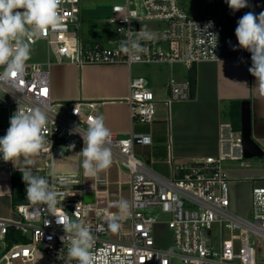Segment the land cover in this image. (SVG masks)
Listing matches in <instances>:
<instances>
[{
  "label": "built area",
  "instance_id": "1",
  "mask_svg": "<svg viewBox=\"0 0 264 264\" xmlns=\"http://www.w3.org/2000/svg\"><path fill=\"white\" fill-rule=\"evenodd\" d=\"M81 1L63 0L61 26L31 44L45 40L57 62H63L65 57L81 65L181 62L192 66L202 60L220 58L218 18L191 16L180 6V0H117L109 22L115 24L121 38L111 45L101 40L83 41L72 28L73 25L80 27ZM209 22L212 27L205 30ZM142 23L160 26L148 29L155 32L157 38L141 41L149 51L136 58L121 50V42L126 38L134 39ZM50 71L49 58L45 62L27 61L25 73L16 86L0 81V108L8 112V122L0 123V137L6 134L10 117L18 107L25 111L35 106L47 107L49 142L45 145L47 151H42L48 156L44 176L63 193L54 213L44 205L30 202L14 206L20 219L0 217V264H76L67 256L68 242L60 239L65 235L63 226L58 225L53 216L64 212L92 230L93 251L101 258L100 264L105 254L109 264H172L175 259L181 264H261L258 247L264 245V185L252 188V219L231 209L229 173L225 164L245 158L240 130L231 122H221L219 155L187 163H177L171 158V177L158 174L134 150L137 144L153 143L158 100L147 78L132 77L127 99L131 122L146 126V131L131 130L127 136L111 132L110 148L115 153L114 158L132 176L129 214L119 221L120 228L113 233L107 230V217L117 214L118 210L85 201V186L75 189L49 177L53 160L65 155L71 139L82 138L78 133L70 135V131L78 125L83 130L88 121L100 116L95 101L77 100L65 104L55 101ZM191 91L189 80L172 78L168 98L163 102L169 106L173 101L189 100ZM12 166L11 161L0 158V169L10 170ZM67 177L72 182L78 174ZM153 209L170 215L166 222L173 232L175 249L156 245L154 227L159 221L156 215L149 213ZM75 212L77 215L73 216ZM215 228L217 237L212 234ZM262 259L264 264V256Z\"/></svg>",
  "mask_w": 264,
  "mask_h": 264
},
{
  "label": "crops",
  "instance_id": "2",
  "mask_svg": "<svg viewBox=\"0 0 264 264\" xmlns=\"http://www.w3.org/2000/svg\"><path fill=\"white\" fill-rule=\"evenodd\" d=\"M211 15L219 20L220 58L202 60L192 66L181 62L126 64H77L69 60L51 61L50 82L52 97L65 104L71 101H95L97 113L104 117L111 132L127 136L131 130L146 131V126L132 124L127 99L132 77L148 79L150 88L158 100L156 120L153 125V143L135 145L134 150L153 171L171 177V164L190 162L192 159L217 156L220 152V123L228 121L241 131L243 103H250L252 137L263 154L241 161L227 162L231 206L241 198L248 197L252 204V188L264 183V95L255 89L256 78L248 69L251 53L238 46L235 29L238 20L247 12L257 16L264 12V0H248L249 7L233 12L225 0H211ZM117 33V34H116ZM107 36L106 41L117 44L120 34ZM106 38V37H105ZM86 41H91L85 39ZM84 41V40H83ZM235 47V50L233 48ZM45 62V61H40ZM189 80L191 98L173 101L166 105L171 79ZM242 132V131H241ZM75 148L63 157L53 160L57 176H74L68 186L75 189L87 188L95 195V203L113 210L120 200L131 202V173L119 164L112 152V165L98 177L83 174V157L78 153L84 147L83 139H71ZM47 155L40 152L30 157L32 165L14 162L12 169H0V199L13 195V176L31 167L33 172L44 176ZM18 163V164H15ZM86 193V194H87ZM0 208V217H4Z\"/></svg>",
  "mask_w": 264,
  "mask_h": 264
},
{
  "label": "clouds",
  "instance_id": "3",
  "mask_svg": "<svg viewBox=\"0 0 264 264\" xmlns=\"http://www.w3.org/2000/svg\"><path fill=\"white\" fill-rule=\"evenodd\" d=\"M225 2L233 12L249 7L248 0ZM62 3L63 0H0V68L3 69L0 72V81L11 82L13 86L20 82L31 57V43L61 26ZM209 27H212V22L205 26V30ZM235 36L238 46L251 53L252 64L248 71L256 78L255 89L264 95V12L258 16L253 12L245 13L237 22ZM156 38L155 32L141 27L134 39L122 40L121 50L139 58L149 51L141 41H152ZM75 113L78 114L76 110ZM48 121L46 106H35L26 111L18 107L10 117L6 134L0 137V158L13 164L23 158L26 165H32L33 161L29 157L47 151L45 145L49 142L46 137ZM77 133L84 144L78 153L83 157V174L96 178L112 165L111 131L106 126L104 117L100 115L88 121L85 129L82 130L78 125L69 134ZM69 148H75V144H71ZM21 173L26 184L27 200L33 204L44 205L54 213L58 198L63 193L52 186L49 178L34 173L31 167H25ZM49 177L61 185L70 182L67 176L57 177L54 167L50 170ZM113 206L118 209V213L107 217V230L115 233L120 228L119 221L129 214L130 205L128 201L120 200ZM76 215V212L73 213V216ZM53 216L56 223L63 226L65 235L60 239L63 243L68 242V258L76 261V264H100L101 258L93 251L95 237L92 230L78 219L69 217L66 212ZM102 264H109L107 254L102 258Z\"/></svg>",
  "mask_w": 264,
  "mask_h": 264
},
{
  "label": "rangeland",
  "instance_id": "4",
  "mask_svg": "<svg viewBox=\"0 0 264 264\" xmlns=\"http://www.w3.org/2000/svg\"><path fill=\"white\" fill-rule=\"evenodd\" d=\"M117 0H82L80 3V13L78 22L80 27L73 25L72 28L78 32L81 39L86 41L89 40H101L105 45H111L106 41L107 36H113L116 33V26L109 22L112 17V7ZM180 6L185 9L191 16L194 17H204L211 15L212 4L211 0H180ZM160 26L158 23H142L141 27H146L147 29L156 28ZM117 34V33H116ZM106 37V38H105ZM88 41V40H87ZM55 61L54 54L50 52L48 44L45 40H39L34 44H31V57L28 61ZM67 58L64 57V61ZM8 112L4 108H0V123L8 122ZM67 154V151L66 153ZM30 159V157L28 158ZM24 164L23 158L16 160ZM18 164V163H15ZM18 176L13 182V195L7 200L0 199V208L4 210V217L20 219V216L14 211V206L16 203H30L26 196V184L22 179V173H15ZM264 185V183L255 184ZM231 209L238 213V215L244 216L248 219H252V204L250 206V199L248 197L241 198L239 203L236 205L237 211H235L232 206ZM149 213L157 216L158 223L154 227L155 241L156 245L165 249H175V241L172 230L169 228V224L166 222L170 215L163 213L160 209L150 210ZM214 237L218 235V229L215 228L212 232ZM2 244L0 243V255H1ZM263 253L264 245L258 247V255L260 263H263ZM172 264H181L178 259H175Z\"/></svg>",
  "mask_w": 264,
  "mask_h": 264
},
{
  "label": "water",
  "instance_id": "5",
  "mask_svg": "<svg viewBox=\"0 0 264 264\" xmlns=\"http://www.w3.org/2000/svg\"><path fill=\"white\" fill-rule=\"evenodd\" d=\"M241 131L245 157L253 158L255 156H260L261 154H263L262 149L252 137L251 111L250 103L248 101L246 103H243ZM84 200L94 202L95 195L92 193H87L84 195Z\"/></svg>",
  "mask_w": 264,
  "mask_h": 264
},
{
  "label": "trees",
  "instance_id": "6",
  "mask_svg": "<svg viewBox=\"0 0 264 264\" xmlns=\"http://www.w3.org/2000/svg\"><path fill=\"white\" fill-rule=\"evenodd\" d=\"M17 176H18L17 174H15V175L13 176V182H15V179H16ZM16 204H18V203H16ZM16 204H15V205H16Z\"/></svg>",
  "mask_w": 264,
  "mask_h": 264
}]
</instances>
